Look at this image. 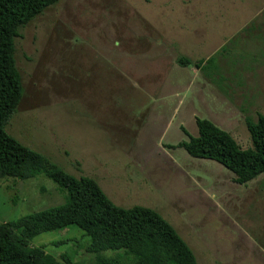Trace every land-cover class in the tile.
Instances as JSON below:
<instances>
[{"label":"rangeland","instance_id":"1","mask_svg":"<svg viewBox=\"0 0 264 264\" xmlns=\"http://www.w3.org/2000/svg\"><path fill=\"white\" fill-rule=\"evenodd\" d=\"M14 48L22 97L11 137L91 177L116 206L156 211L196 264H264V173L236 184L177 146L200 118L251 147L244 118L264 116V0H59L18 30ZM224 50L204 70L177 63ZM65 198L43 175L4 179L0 223ZM88 243L73 227L29 242L95 264Z\"/></svg>","mask_w":264,"mask_h":264},{"label":"trees","instance_id":"2","mask_svg":"<svg viewBox=\"0 0 264 264\" xmlns=\"http://www.w3.org/2000/svg\"><path fill=\"white\" fill-rule=\"evenodd\" d=\"M59 0H0V182L43 175L66 192L65 201L0 223V264H71L68 255L55 258L45 246H30L39 234L71 227L88 237L86 252L95 264H121L106 251L130 255L133 264H196L195 257L175 229L156 211L113 204L91 177H75L44 155L11 137L5 130L22 97V83L15 65L14 39L18 30ZM216 52L205 60L179 56L182 67L205 69ZM230 77V76H229ZM227 79H230V78ZM197 135L180 142L188 155L215 161L229 170L232 181L244 184L264 173V116L245 117L251 147L240 148L225 131L207 119H195Z\"/></svg>","mask_w":264,"mask_h":264}]
</instances>
